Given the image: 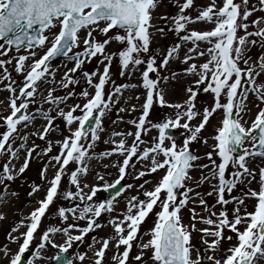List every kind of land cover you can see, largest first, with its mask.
<instances>
[{
  "label": "snow or ice",
  "instance_id": "1",
  "mask_svg": "<svg viewBox=\"0 0 264 264\" xmlns=\"http://www.w3.org/2000/svg\"><path fill=\"white\" fill-rule=\"evenodd\" d=\"M164 2L0 0V91L10 93L8 114H0V128L4 129L0 131V205L9 196H19L18 191H9L11 184L24 179L33 162H43L40 179L48 184L38 206L12 227L7 243L0 245L8 264H36L40 259H50L54 264L83 262L87 252L80 253L77 248L69 254V249L74 242L83 244L88 233L105 227L100 218L114 212L106 222L111 233L93 236L88 245V251L93 253L91 264L264 261V166L252 168L249 159H264V16L250 19L253 13L264 12V0H258V7L250 0H208L206 4L168 0L176 13L157 14ZM199 22L214 27H190ZM112 30L115 33L109 35ZM168 33L175 34L179 42L164 53L153 49L156 35ZM113 42L122 47L110 52L107 48ZM205 44L208 47H203ZM256 46L261 52L253 59L251 50ZM205 56L207 60L197 62ZM57 58H65L64 67L67 61L73 62L59 81L56 75L60 66L52 64ZM94 58L102 68L85 69L84 65ZM176 60L185 67L165 74L170 62ZM114 61L121 77L139 71V84H116L112 78ZM12 71L22 79L17 81ZM77 72L84 84L79 92L76 86L81 79L76 78ZM185 76L192 77L185 87L186 98L181 103L169 101V82ZM42 84L50 87L41 89ZM108 85L111 87L106 91ZM57 87L65 89V94L55 95ZM137 87L145 90V99L140 115L130 121L135 131H114L113 138L104 141L112 147L97 153L95 146L104 132V117L120 104L125 90ZM201 93L211 94L212 103L200 107ZM38 96H43V100ZM72 99L76 102L69 104ZM154 105L172 112L153 122L150 113ZM253 107L257 111L251 118ZM136 110L135 104L117 109L121 113ZM218 112L222 119L211 136L215 143L211 151L201 155L193 145L208 144L209 137L204 132ZM58 118L64 122L63 128L57 123ZM38 119L44 123L36 127ZM123 119L118 117L119 121ZM152 130L157 135L149 137ZM53 133L60 138H54ZM111 157L117 159L103 168H115V179H106L111 173H96L94 182H84L93 160ZM204 159L208 163H199ZM137 163L141 165L139 169ZM50 167L55 172L49 180ZM196 169H207V173L201 171L198 178L194 177L192 172ZM149 176L153 179L146 178ZM65 177L75 190L61 189ZM126 177L142 182L122 184ZM253 181L259 184L258 189L251 188ZM205 182L212 190L202 193L198 189ZM41 187L33 184L28 196L35 195ZM133 188L138 191L126 197L125 208L117 212V198ZM234 190L240 194L233 195ZM102 191H111L112 196L99 199ZM213 193L219 211L205 199ZM59 196L79 203L58 207L55 215L60 223L47 227L33 247L42 219ZM253 199L256 203L249 211L246 202ZM197 204L202 206L199 212ZM186 208L190 211L188 223L182 215ZM150 215L155 217L153 226L142 231ZM70 218L72 222L68 223ZM3 219L5 214L0 212V220ZM80 220H85L86 226H81ZM21 228L26 230L20 231ZM73 230L79 234L73 235ZM195 233L200 234L199 243L194 242ZM56 234L64 235L65 243L57 245ZM11 244H17L18 249L13 252ZM47 246L57 249L51 257L43 255ZM108 252H112L111 257H107Z\"/></svg>",
  "mask_w": 264,
  "mask_h": 264
},
{
  "label": "rangeland",
  "instance_id": "2",
  "mask_svg": "<svg viewBox=\"0 0 264 264\" xmlns=\"http://www.w3.org/2000/svg\"><path fill=\"white\" fill-rule=\"evenodd\" d=\"M197 4H206L208 3V0H196ZM250 4H254L257 7L259 6L258 4V0H250ZM177 11V9L171 4L168 3V0H165L164 5L160 8L157 9V14L160 13H170V14H175V12ZM193 15H195V11H193L192 13ZM260 16H264V12H260L257 11L255 13H253V16L250 17V19L256 18V17H260ZM156 23H162L161 21L157 20ZM190 27L192 28H196V29H201V30H210L212 27H214L213 24L210 23H206V22H199L193 25H190ZM254 30L252 28L249 29ZM115 33V30H113L112 32L109 33V35H112ZM96 35L98 37H101V34L96 33ZM102 38V37H101ZM178 41V37L173 34V33H168L166 36H160V35H156L153 44H152V48H159L161 53H164V51L171 46L174 43H177ZM122 46L119 43L113 42L111 44L108 45L107 50L108 51H115L120 49ZM203 47H208V45H203ZM75 51V50H74ZM261 52V49L259 46L253 47L251 50V55L253 56V59H255L259 53ZM184 55V48L182 47L181 52H180V56L183 57ZM208 57H202L200 58L197 62H203L205 60H207ZM65 63V59L61 60V61H57L53 64V67L56 66H60L59 67V71L57 72L56 75V80L59 81L62 77L63 74L67 71L68 68L73 67V62L71 61H67L66 63V67L62 66ZM100 66L102 68V65H98L97 64V58H94L90 63H86L84 65V68L91 71L93 70L95 67ZM143 66H141L142 68ZM183 67H185V65H183L181 63L180 60H176V61H172L170 62V65L167 69L164 70L165 74H168L170 71H177L179 72L181 69H183ZM11 71V69H10ZM112 72H113V80H115L116 84H120V83H135V84H139L140 82V78H141V74L139 71L135 72L133 75H125L123 77L119 76V66L118 64L114 61L113 63V67H112ZM12 75L15 79H17V81L22 79V76L18 75L17 73H15V71H12ZM76 78L77 79H81V84L76 86V91L79 92L83 87V80L81 78V75L79 72H77L76 74ZM192 77L189 76H185L182 79H178L175 81H170L169 85H168V95H167V99L173 103H181L184 101V99L186 98V93H185V87L190 83ZM4 83H7V81H5ZM41 89H47L50 87L49 84H42ZM111 85L106 86V91L110 90ZM3 88V84H0V89ZM66 90L57 87L56 92L54 93L55 95H63L65 94ZM144 93L145 90L142 87H137V88H129L127 90H125L124 92V96L121 98V102L120 104L116 105L115 108H113L111 113H108L105 117H104V121H103V126H104V132L101 134V138L100 140L96 143L95 146V151L97 153L99 152H103L104 150L109 149L110 147H112L111 143H104L105 140H110L112 137V133L115 132H123V131H135L134 126L130 123L131 120L136 119L139 115H140V105H142L143 99H144ZM46 95V92H45ZM10 96V93L7 90H2L0 91V101H3V103H0V114L3 115H7L8 114V109L6 107V105L9 103L8 101V97ZM139 96V100L136 99V97ZM40 100H43V96H38L37 97ZM76 102L75 99L69 100L68 103L72 104ZM212 103V95L211 94H204L201 93L198 96V104L200 107H203L205 105L211 104ZM135 104L137 106V110L135 112H131V111H126V112H118L117 109L120 107H131V105ZM63 106V105H62ZM264 106V105H261ZM45 108L48 107L47 104L44 105ZM257 109L255 107L252 108L251 111V118L255 117V113H256ZM172 109L169 108H161L158 105H154L153 109L150 113V119L153 122H158L160 121L163 117H165L166 115L171 114ZM55 114V113H53ZM122 116L124 119L122 121L118 120V117ZM246 120L249 119V116H245L244 117ZM222 119V114L221 113H217L214 115V118H212L210 120V124L209 126H207V130L204 132V135L209 137L208 139V144L205 145L203 142L198 143V144H194L193 147L195 149L198 150V152L202 155L203 153L207 152V151H211V145H213L215 143V141L213 139H211V136L213 135V132L215 130V128L219 125L220 121ZM113 121H117L116 123H113ZM42 123H44V121L38 119L35 122V126L39 127ZM57 123L60 124V127L63 128L64 127V122L62 120H60L58 118ZM250 123V120H249ZM75 127V125L73 126ZM3 128H0V131H3ZM177 135H179V132L176 131L175 132ZM54 138H60L56 133L52 134ZM157 135V131L156 130H152L149 133V137L151 136H155ZM31 139V138H30ZM115 139H120V137H115ZM131 141V138H129V142ZM36 143L41 144L43 146V142L40 141L39 139H36ZM55 151V150H54ZM115 159H117V157H111V158H105L103 160L97 161V160H93L91 162L90 165V172L89 175L86 177V180L84 182H94L96 180V173H100V174H105V173H111V176H106V179L112 180L115 179L116 177V169L109 167L108 169H104L103 165L104 164H111ZM122 159V158H120ZM250 159V167L255 168L258 170V168L260 166H264V159L259 158V157H253V158H249ZM23 162V157H21L20 163ZM199 163H208V161L206 159L199 161ZM43 166V162L42 161H37V162H33L30 165V168L27 170L24 179L21 180H17L16 182L11 184V187L9 189V191H18L19 192V196L18 197H12L9 196L6 198V202L2 205H0V212H3L5 214V219L0 220V245H3L5 243H7V234L11 231L12 227L23 217H27L28 214L35 208L38 206L37 201L40 199H43L45 193H46V189L48 187V184H45V181H42L40 179V169ZM136 167L139 169L141 167L140 163L136 164ZM201 171L207 173V169L204 170H200V169H196L192 172V175L194 177H199L201 174ZM55 172V169L53 168H49L48 173H47V177L50 180L53 176ZM155 175V174H153ZM147 179H153L152 176L146 177ZM158 178V177H157ZM143 179V178H142ZM36 182V184H41L42 187L40 189L39 192H37L35 195L33 196H28V191L26 189V186H30L31 182ZM128 182H133V183H140L142 182V180L140 181H132L130 178L126 177V180L123 181V183H128ZM62 186V190L64 189H70V190H75L74 186L71 185L68 177H65L62 180L61 183ZM251 188L253 189H258L259 188V184L256 181H253L252 184L250 185ZM151 185H146V188H150ZM240 187L246 188L247 185H240ZM199 191H201L202 193L204 192H208L211 191V187L209 185V183L205 182L200 189H198ZM87 191V189H86ZM138 191V189L133 188L131 190L126 191L122 197L117 198L119 203L116 205V209L117 212L121 209L125 208V204H126V197H128L130 194H135ZM105 192H100L98 193V198L99 199H103V194ZM239 190H234L233 195H239ZM95 199V198H94ZM205 199L208 201L209 205H214L216 210L219 211L220 210V206L217 205L215 203L216 201V194L213 193L212 196H206ZM74 203H79V201H71V200H66L64 199L62 196L57 197L54 200L53 205L50 206L48 213L46 214L45 218H43L40 228L38 229L37 232V239L33 241V247H35V245L39 242V236L42 234V232L49 226H51L52 224H59L60 221L59 219L56 217L55 213L57 211L58 207H71L73 206ZM248 204V210L251 211L252 210V206L256 203V201L253 200H249L246 202ZM192 205H190L189 207H191ZM197 207V211L199 212L201 207L200 205H195ZM229 208L232 207V205L228 206ZM116 213H112V214H104L102 215V217L100 218V222L102 224H105V227H102L100 229H96L93 232L88 233L85 237H84V243L80 244L79 242H74L72 245V248L69 249V252L72 254L75 251H77V248L79 250L80 253H85L87 252V256L85 258V260L83 262H80L79 260L75 261L74 264H91V260L90 257H92L93 253L88 251V245L91 243L92 241V237L93 236H100V237H104L107 236L111 233L112 228L110 226H107L106 222L108 220L111 219V215H115ZM206 214V213H205ZM182 215L184 218V222L188 223L189 219H190V211L189 208H186L182 211ZM155 220V217L153 215H150V217L144 222V224L142 225V231H147L148 229H150L153 226V222ZM71 218L68 221V223H71ZM81 226H86V221L85 220H80L79 221ZM206 225L203 224H198V227H205ZM25 228H21L20 231H25ZM73 235H77L79 234L77 231L73 230ZM229 235H232V233H227ZM199 237L200 234L199 233H195L194 234V242L199 243ZM147 236L144 237L145 240H147ZM55 242L57 245L63 244L65 243L66 237L62 234H56L54 236ZM11 249L14 251H16L18 249V245L17 244H11L10 245ZM96 247L98 248L99 245H96ZM136 249H133V252H135ZM57 252L56 248H53L51 246H47L44 250H43V255L46 257H51L53 256L55 253ZM29 254L27 253V256ZM112 252H108L107 253V257H111ZM52 260L50 259H40L36 262V264H51ZM0 264H8V261L3 259V253L0 252ZM260 264H264V261H261Z\"/></svg>",
  "mask_w": 264,
  "mask_h": 264
}]
</instances>
